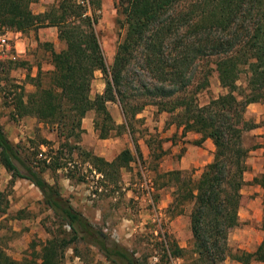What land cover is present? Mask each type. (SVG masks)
Returning <instances> with one entry per match:
<instances>
[{"label": "trees", "instance_id": "1", "mask_svg": "<svg viewBox=\"0 0 264 264\" xmlns=\"http://www.w3.org/2000/svg\"><path fill=\"white\" fill-rule=\"evenodd\" d=\"M34 2L37 0H0V29L24 32L55 26L64 47L59 51L51 47L53 68L45 82L39 73L32 78L35 89L25 98L23 92L12 95V114L34 117L50 126L60 145L70 151L77 149L83 160L102 175L104 184L108 178L115 182L135 155L124 148L108 161L80 147L86 112L94 110L93 126L102 139L126 129L132 134L131 120L148 105L155 106L157 112L172 114L173 123L182 127L183 133L201 134L196 143L210 138L215 146L213 159L198 177L181 170L161 174L173 188L168 205L171 214L182 213L185 204H190V264H220L227 257L241 264L264 261V235L252 252L239 248L232 252L228 245V234L239 222L247 170L248 148L243 144V132L257 126L243 115L250 103L264 105V0H115L123 16L124 34L110 64L95 28L97 17L87 13V6L78 0H59L44 12L34 13ZM96 70L101 71L105 86L101 95L92 99L90 89ZM212 73L226 92L202 104L197 95L209 86ZM242 74L244 87L238 83ZM108 102L119 104L123 123H115ZM133 143L137 156H141ZM22 148L9 139L0 124V165L13 179H27L36 186L60 226L67 225L69 230L50 231L40 252L33 251L20 260L0 247V264H68L64 261L66 248L84 241L83 233L90 224L61 195L58 185L43 176L46 167L54 171L63 167L62 152L57 148L46 163ZM67 176L73 174L69 171ZM251 183L263 190L264 230V172L254 176ZM96 237L107 257L113 255L123 264H142L126 249L106 248L102 233ZM161 249L174 257L184 256V249L174 241L162 243ZM74 251L78 255L76 246Z\"/></svg>", "mask_w": 264, "mask_h": 264}, {"label": "rangeland", "instance_id": "2", "mask_svg": "<svg viewBox=\"0 0 264 264\" xmlns=\"http://www.w3.org/2000/svg\"><path fill=\"white\" fill-rule=\"evenodd\" d=\"M58 1L37 0L32 8L36 10V3L47 2L48 9ZM114 2L115 0H88L87 13L97 17L95 28L108 64L113 60L109 62L108 58H113L116 46L124 34L121 27L123 16L117 11ZM43 27L45 30L50 29ZM3 31L4 29H0V33ZM48 33L50 35L51 31ZM49 44L51 43L42 41L35 43L31 49L41 51L39 57L44 65L36 76L39 74L42 82L47 80L49 73L45 72L50 61ZM22 60L0 61V124L8 137L16 138L15 143L23 146V151L36 153V158L43 159L46 163H50L57 148L62 152L63 167L55 171L46 167L43 176L50 183L58 185L61 195L90 224L83 233L85 240L66 248L64 261L68 264H123L113 255L107 257L100 248V238L96 236L102 233L106 248L118 246L126 249L138 257L142 264H190L193 257L189 227L190 204H185L182 213L171 214L168 205L173 188L161 174L166 171L165 166L172 153L174 158L179 151L183 153L190 146L195 149L192 134L183 137L176 133L174 116L168 112H157L153 105L146 106L131 120L132 134L125 130L119 135L112 133V136L104 139L98 138L96 134H84L78 145L96 155L111 157L124 148H130L135 155L128 167L120 170V176L115 178V182L108 178L104 184L101 182L102 175L94 171L88 161L83 160L77 149L70 151L69 147L60 145L56 131L50 126L34 117H16L12 114V95L18 92L27 95L35 89V81L32 79L35 76L30 75V61ZM25 81L28 84L25 85ZM238 83L245 86L244 74ZM225 92L219 85L216 74L212 73L209 86L197 96L203 104ZM109 106L113 114L117 112L123 115L118 103L110 102ZM247 111L252 114L247 115ZM246 112L244 119L257 125L243 132V143L248 148L247 161L252 155L249 150L257 146L263 148L264 157V105L259 102L248 104ZM42 140L50 141V144H40ZM133 141L141 150V156H137ZM176 146L177 153L174 152ZM246 166L245 185L238 212L239 222L228 234V245L232 252L237 248L254 251L264 235L263 190L259 185L251 183L254 176H249L255 171L256 175L264 172V159L257 161V169L251 163ZM69 171L73 176H67ZM193 177L198 176L194 173ZM0 192V247L14 259L20 260L33 251L40 252L42 244L50 237V231L56 228L69 230L67 225L60 226L59 219L43 203L41 192L36 186L27 179H13L2 165ZM89 232L96 233V236ZM166 241H174L183 248L184 256L174 257L162 250L161 245ZM75 246L78 255H75ZM220 264L241 263L227 257ZM249 264H264V261L254 260Z\"/></svg>", "mask_w": 264, "mask_h": 264}, {"label": "crops", "instance_id": "3", "mask_svg": "<svg viewBox=\"0 0 264 264\" xmlns=\"http://www.w3.org/2000/svg\"><path fill=\"white\" fill-rule=\"evenodd\" d=\"M46 3L47 2L36 3V10H34L32 8L33 12L34 13L44 12L47 8ZM33 4L31 5V7L33 6ZM46 27L50 28L49 29L51 31L50 35L48 33L49 30L43 29L44 28L43 26L31 28V29L24 31V32L14 31L13 34H11L12 35V43L14 44V49L19 56L17 62L20 61V59H23L25 61H30V64H31L30 65V67H31L30 75L31 76L36 77V73H40V70L44 65L43 61L39 57L41 55V51L39 49H36V50L34 49L33 51H31V49H33V46L35 45V43H40L42 41L47 42V43H51L49 45L55 51H59L60 49H62L64 47V43L58 39L57 28L55 26H46ZM112 59L113 58L109 57L108 61L111 62ZM52 68H53V66H52L51 62L49 61L45 72H48V71L50 72L52 70ZM23 75L26 76V73L25 74L23 73ZM26 84H28L27 81H25V85ZM104 86H105V82H104L102 73L100 70H96L94 73V79L92 80V83H91L90 97L92 99H95L99 95H101V93L104 89ZM25 97H26V95H24V98ZM109 103L110 102L107 103V107H108L110 113L112 114V117L114 118L115 123L116 124L123 123L124 122L123 115L118 114L117 112H115L113 114L112 109L109 106ZM114 106H115V104H113V107ZM12 110H13V108H11V111ZM245 112H246V110H245ZM246 113H247V115L252 114L249 111H247ZM94 116H95L94 110H89L86 112L85 116L82 118V125L81 126L84 129V132L81 134V136H83L84 134L86 135V133H89V134H93V135L96 134L98 137V132L94 129V126H93ZM127 132L129 133L128 130H127ZM175 132L179 133L183 137H186V135H189L191 133L192 137L194 138L192 143L194 144L195 149L194 148L192 149L190 146L183 153H181L179 151L178 154L174 158L172 156L173 155V153H172L169 157L170 158L168 161L169 163L166 164V166H165L166 171H170V170L188 171L191 174V176H194V173L196 176H199L200 173L202 172L204 166L213 159L214 150H215V146L213 144V141L210 138H206L201 143L198 144V143H196V140H198L201 137L200 133H196L193 131H188V132L183 133L182 127H177L176 125H175ZM115 133L116 132H113V135H116ZM81 136H80V138H81ZM9 139L14 141V142L17 141L16 138L13 139L12 137H9ZM100 139H102V138H100ZM244 146L247 147L245 144H244ZM141 147H143V146L141 145ZM177 147L178 146L174 147L175 153H177ZM249 151H250V153H252V155H251V158H249L246 161V164L251 163L252 167H255L257 169V167H256L257 161L258 160L261 161L262 159H264L263 153H262L263 148L261 146H257L256 148L250 149ZM140 152H141V150H140ZM118 153L119 152H116L111 157L106 156L103 158L110 161ZM192 168H195V170H193ZM166 171H164V172H166ZM244 176H245V173H244ZM249 176H257L256 171L253 172L252 174H250Z\"/></svg>", "mask_w": 264, "mask_h": 264}, {"label": "built area", "instance_id": "4", "mask_svg": "<svg viewBox=\"0 0 264 264\" xmlns=\"http://www.w3.org/2000/svg\"><path fill=\"white\" fill-rule=\"evenodd\" d=\"M78 2L87 6V11L89 10L88 0H78ZM14 31L4 30L0 33V61H12L18 60V54L14 49V44L12 43V35Z\"/></svg>", "mask_w": 264, "mask_h": 264}]
</instances>
